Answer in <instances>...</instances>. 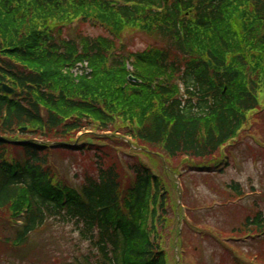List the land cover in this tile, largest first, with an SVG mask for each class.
<instances>
[{"label":"trees","instance_id":"obj_1","mask_svg":"<svg viewBox=\"0 0 264 264\" xmlns=\"http://www.w3.org/2000/svg\"><path fill=\"white\" fill-rule=\"evenodd\" d=\"M138 33L152 43L127 50ZM262 100L264 0H0V263L56 225L77 240L62 264H264V210L237 226L228 209L201 217L205 198L182 185L179 205L176 186L197 173L211 187ZM63 156L78 190L56 173Z\"/></svg>","mask_w":264,"mask_h":264},{"label":"rangeland","instance_id":"obj_2","mask_svg":"<svg viewBox=\"0 0 264 264\" xmlns=\"http://www.w3.org/2000/svg\"><path fill=\"white\" fill-rule=\"evenodd\" d=\"M76 29V28H74ZM82 33L91 37L96 36H108L101 29H93L89 26L82 27ZM76 32V31H74ZM127 50L137 52L143 51L147 45L152 43V40L146 38L142 34L132 35L127 40ZM261 104L264 107V100ZM255 129V126L253 127ZM260 131L255 132L254 140L264 149V122L260 123ZM251 133V132H247ZM253 151H256V158L253 159L249 153L248 146ZM241 149L234 153L231 159V165L225 168L224 171L216 176L214 183L207 184L211 187L198 186L196 183H201L202 180L196 176L186 177V184L191 192L192 198L200 201L205 198V201L213 199L216 195L212 196V193H219L223 190L225 183L231 181L239 182L243 188L245 196L239 202L237 209H232L223 219L228 224H234L235 219L238 216H233L234 212L241 209L245 214L247 209H251L254 203H257L262 209H264V151L258 148V145L248 137L243 138L241 143ZM71 159L67 156L58 157L56 159V167L60 176L68 181L69 184L77 186L80 183V177L82 176V170L75 166V163L71 165ZM214 190V191H213ZM217 205V204H216ZM209 225H214V222H209ZM5 237V235H3ZM33 242L30 247L24 250L10 249L2 255L3 262L0 264H62L68 260V256L72 254L71 247L74 246L75 236L72 235L71 228H63L61 226L54 225L52 228L46 230L43 234L33 237ZM250 250V249H249ZM210 254H206V259Z\"/></svg>","mask_w":264,"mask_h":264},{"label":"water","instance_id":"obj_3","mask_svg":"<svg viewBox=\"0 0 264 264\" xmlns=\"http://www.w3.org/2000/svg\"><path fill=\"white\" fill-rule=\"evenodd\" d=\"M3 90L5 91V93H8V94H10L11 93V91L10 90H8V88L7 87H3Z\"/></svg>","mask_w":264,"mask_h":264}]
</instances>
